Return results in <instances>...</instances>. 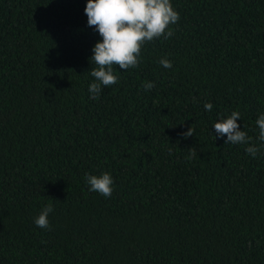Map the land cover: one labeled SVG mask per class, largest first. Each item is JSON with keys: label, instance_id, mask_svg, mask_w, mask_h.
<instances>
[{"label": "trees", "instance_id": "trees-1", "mask_svg": "<svg viewBox=\"0 0 264 264\" xmlns=\"http://www.w3.org/2000/svg\"><path fill=\"white\" fill-rule=\"evenodd\" d=\"M86 3L0 0V264H264V0H170L174 35L98 99ZM233 111L255 158L216 138Z\"/></svg>", "mask_w": 264, "mask_h": 264}, {"label": "clouds", "instance_id": "clouds-1", "mask_svg": "<svg viewBox=\"0 0 264 264\" xmlns=\"http://www.w3.org/2000/svg\"><path fill=\"white\" fill-rule=\"evenodd\" d=\"M84 13L87 16V26L94 27L101 40L92 48L90 58L94 67L89 75L94 82L89 84L91 99H98L102 90L115 85L118 77L114 69L136 68L140 63L141 50L146 43L163 37L168 39L174 35L169 28L179 20V14L174 10L170 0H87ZM159 63L166 69L172 68V63L161 59ZM147 91L155 87L148 82L142 85ZM211 103H205L206 111L212 110ZM240 113L233 111L227 118H222L213 125L216 138L226 137L225 144H250L251 137L245 131L239 130L237 124ZM259 129L258 140L264 142V114L256 120ZM192 126L182 133L187 139L193 136ZM187 159L196 156V149H189ZM253 158L260 152V147L250 144L245 149ZM89 191L108 198L113 192V179L107 172L99 176L85 175ZM54 211L51 204L45 206L34 219V224L41 229H49L48 216Z\"/></svg>", "mask_w": 264, "mask_h": 264}]
</instances>
